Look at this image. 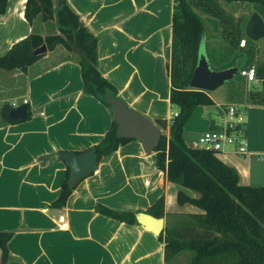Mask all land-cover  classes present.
Returning a JSON list of instances; mask_svg holds the SVG:
<instances>
[{
    "label": "crops",
    "instance_id": "0c3cea01",
    "mask_svg": "<svg viewBox=\"0 0 264 264\" xmlns=\"http://www.w3.org/2000/svg\"><path fill=\"white\" fill-rule=\"evenodd\" d=\"M26 2L8 0L0 14V57L33 33H58L55 22L38 18L31 25L25 18ZM187 2L204 23L203 55L210 68L255 69L253 81L241 77L250 83H257L258 76L264 81V49L245 37L247 2ZM68 3L98 38V69L117 88L118 98L148 119H164L170 125L175 108L167 65L176 0ZM243 40L245 46L240 45ZM79 60L77 51L57 46L25 72L0 69V232L11 236L5 264H165L159 236L96 210L100 204L115 211L147 212L164 196L165 227L171 215L198 212L192 205L177 203L180 188L157 169L155 152L146 154L138 141L98 163L97 171L75 187L65 206L54 205L69 170L57 156L94 148L113 122L111 110L84 92ZM215 91L207 92L215 105L197 107L188 120L184 141L197 148L203 133L220 127L228 106L243 107L247 154L228 147L217 157L238 173L241 185L264 187V96H257L255 105L253 97L248 104H237ZM23 104L28 108L26 120L10 119L9 112ZM5 107L13 123L6 122ZM208 109L218 114L217 119L204 116ZM161 129L169 134V129ZM60 215L65 216L67 230L59 229Z\"/></svg>",
    "mask_w": 264,
    "mask_h": 264
},
{
    "label": "trees",
    "instance_id": "16d2710c",
    "mask_svg": "<svg viewBox=\"0 0 264 264\" xmlns=\"http://www.w3.org/2000/svg\"><path fill=\"white\" fill-rule=\"evenodd\" d=\"M264 5V0H226ZM8 0H0V14H4ZM25 18L32 25L38 18L42 22H55L58 33L43 37L33 33L15 44L0 57V69L27 71L44 55L34 51L47 45L48 51L62 46L69 52L80 54L84 92L94 96L108 107L107 96H117V88L99 72L98 38L88 31L68 0H27ZM204 23L187 0H176L173 16L171 59L167 65L171 93L170 103L178 110L168 124L157 119L155 123L169 136L162 135L155 148L157 169L166 180L177 185V203L192 205L196 213L171 215L158 239L164 244V260L168 264L181 253H193L190 264H264V187L240 184L238 173L224 164L214 152L189 146L183 138L184 127L197 107L214 106L207 92L190 87V82L203 55ZM118 97V96H117ZM9 108L5 107L6 118ZM117 124L112 125L103 140L94 147L98 163L111 157L121 146L133 141L117 135ZM69 170L55 206H65L73 190ZM97 212L129 225H138L136 214L121 212L103 205ZM164 218L165 198L161 196L147 212ZM10 234L0 232L2 264L9 259Z\"/></svg>",
    "mask_w": 264,
    "mask_h": 264
},
{
    "label": "water",
    "instance_id": "95a60500",
    "mask_svg": "<svg viewBox=\"0 0 264 264\" xmlns=\"http://www.w3.org/2000/svg\"><path fill=\"white\" fill-rule=\"evenodd\" d=\"M246 35L253 41L264 38V21L258 13H253L246 25ZM48 51L47 45L34 51L35 56L44 55ZM238 73L237 68L213 71L208 59L201 55L190 82V87L205 92H213L226 82L231 81ZM107 102L113 109V121L117 124V135L141 143L148 155L155 151L163 130L152 120L131 108L123 99L113 94L107 96ZM219 112V107H215ZM27 104L12 109L8 117L13 120H26ZM57 158L64 161L69 168V183L77 187L82 181L93 175L98 169V159L94 148L83 153L64 152ZM137 224L144 230L159 236L164 231V218H156L146 212L136 214Z\"/></svg>",
    "mask_w": 264,
    "mask_h": 264
},
{
    "label": "built area",
    "instance_id": "2783aa9c",
    "mask_svg": "<svg viewBox=\"0 0 264 264\" xmlns=\"http://www.w3.org/2000/svg\"><path fill=\"white\" fill-rule=\"evenodd\" d=\"M245 44L246 40L240 42L242 46H245ZM241 75L253 81L255 69L242 71ZM177 115L175 113L173 118ZM245 119L246 113L243 107L237 105L228 106L226 113L222 117L220 127L203 133L198 139L196 147L216 154L223 153L226 148L232 147L233 151L240 155L247 154L244 129ZM58 222L60 230H67L68 225L64 215L58 217Z\"/></svg>",
    "mask_w": 264,
    "mask_h": 264
},
{
    "label": "rangeland",
    "instance_id": "374dc122",
    "mask_svg": "<svg viewBox=\"0 0 264 264\" xmlns=\"http://www.w3.org/2000/svg\"><path fill=\"white\" fill-rule=\"evenodd\" d=\"M243 6L246 14L249 17H251L253 13H258L264 21V5L258 3H245L243 4ZM245 37L251 45H258L261 49H264V39L256 43L253 42L246 35V33H245ZM237 68H238V73L234 77V79L227 82L224 86L219 88L214 93L216 96H220V98H225L224 101H226L229 97H232L233 102L237 104H248L250 103V100L254 99L253 102L255 105L257 101L256 99L257 96L259 97L264 96V81H260L261 78L258 76L256 78L257 83L256 82L250 83L245 77L244 78L241 77V71L243 67L239 66ZM176 110H177L176 108L172 109L173 114L176 113ZM209 115H211L214 119H217L218 116V114L211 109L206 110L204 113V116H206L207 118H209ZM247 119H249L248 114H247ZM164 135L169 136L167 132H165ZM192 256H193L192 252L185 251L181 253L179 256H177L175 259L171 260L168 264H190Z\"/></svg>",
    "mask_w": 264,
    "mask_h": 264
}]
</instances>
